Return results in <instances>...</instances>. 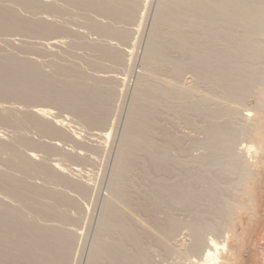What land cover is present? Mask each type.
Here are the masks:
<instances>
[{
  "label": "bare ground",
  "instance_id": "6f19581e",
  "mask_svg": "<svg viewBox=\"0 0 264 264\" xmlns=\"http://www.w3.org/2000/svg\"><path fill=\"white\" fill-rule=\"evenodd\" d=\"M72 7L83 16L94 13L103 20L108 19V23H102V19L97 22L93 20L96 16H91L93 19L85 18L88 27L85 26L105 40L121 42H128L132 36V31L123 24L139 19L137 14L143 8L140 0H0V123L16 130L33 128L38 135L52 140L73 138L62 121H53L54 116L49 120L53 115L51 106L74 114L88 128L108 126L111 106L118 99L115 98L116 85L121 78L116 84L118 76L94 73L111 74L110 70L121 69L125 53L121 46V51L113 46L116 42L110 40L112 45L107 40L98 41L96 35V42H91L79 32L71 31L68 25L64 26L67 22L60 24L57 16H65ZM260 7L258 0H160L146 52V70L138 80L135 105L112 177L111 196L105 203L88 264H157L153 244L165 255L176 252L183 258L190 256L191 260V256H195L198 259L193 258L195 262L192 259L189 264L237 263L233 243L242 241L239 231L240 226L245 228V218H251V223L260 215L256 188L264 178V67L258 65V58L263 59L258 57L259 50L264 48H258L261 44L257 41L258 37H264V7ZM83 16L80 15V19ZM84 32L86 34V30ZM16 36L22 38L18 44L16 39H11ZM49 38H56L58 42L59 38L60 41L65 39L70 56H75V61L78 58L86 62L94 73H86L71 58V63H63L52 56L53 68L45 71L43 61L31 55L48 58L45 43L54 41L47 40ZM28 39L47 41L34 43ZM245 60L255 64L257 71L249 69V72L254 73L252 77L257 76V82L250 78L252 72L240 65ZM186 73L193 74L198 84L208 85L213 93L216 90L214 94L223 100L241 101L255 94L254 118L250 113L243 117L244 129L252 141L247 143L241 157L234 152L233 144L237 143L233 139L242 129L235 131L237 125L233 127L219 121L221 117L232 116L234 111L222 109L223 104L214 103L216 99L196 93V84L186 82ZM177 117L202 133L203 139L186 138L172 131L168 124L164 125V121L173 122ZM222 119L224 122L228 118ZM110 132L102 134L103 138H109ZM2 136L0 134V264H72L78 236L69 227L78 222L79 215L74 217L71 211L81 210L80 198L88 195V186L76 180V174L72 173L76 179L68 175L58 162L53 165L47 159L37 161L39 158L32 152L40 151L46 156L59 154L69 162L85 159L26 135H15L6 141ZM196 147L206 151L199 159L190 155ZM26 149L32 151L31 154H27ZM234 158L243 163L241 172L238 169V189L233 197L224 200L225 193L229 192L230 196V191L224 193L223 184L220 187L224 190L216 186L222 175L214 173V177L211 165ZM220 163L222 169L225 163ZM225 175L223 177H227ZM35 178L42 183H34ZM75 193L81 197L77 199ZM217 203L219 206L212 208L211 205ZM179 211L191 214L192 219L179 220L176 217ZM208 214L216 217L215 232H209L212 227L205 220ZM140 215L148 218L153 230L148 224V228L142 224L144 220H139ZM182 228L190 232L188 241L176 237ZM174 238L178 241L172 243Z\"/></svg>",
  "mask_w": 264,
  "mask_h": 264
},
{
  "label": "rangeland",
  "instance_id": "374dc122",
  "mask_svg": "<svg viewBox=\"0 0 264 264\" xmlns=\"http://www.w3.org/2000/svg\"><path fill=\"white\" fill-rule=\"evenodd\" d=\"M44 1H47V0H44ZM48 1H51V0H48ZM140 1H141V4H142L143 8L141 7L142 10L140 9L138 14H137V17L138 18L140 17L139 19H136L138 22L136 20H134L131 23L123 24V26L126 29L132 31V36H131L130 40L128 42H121L119 40L116 41V39H112V40L111 39H106L107 42L109 41L108 43H110L112 45L115 42L117 43L116 45L114 44L113 46H116L118 48L121 46L122 52L125 53V62H124V65L126 66L125 69L123 68L124 67V65H123V67L121 69H119V70L118 69L110 70L111 74L104 73V72H101V71L100 72L99 71H97V72L95 71V73H94V70L92 68L89 67L90 68L89 69L87 67L88 65L86 64V62L80 61V60L78 61V58H77V60H76L77 62H76L75 61L76 58L74 59L75 56H73V55L70 56L68 51H66L67 50V41L65 39H62V41H60L61 38H59V42H58V39L56 41V38H49L47 40H53L54 39V41L53 42L49 41L48 44L45 43L47 40L45 41L43 39H40L41 40V42H40L39 39H34L35 42L37 41L36 43H42L43 41H45L43 43H45L49 47L48 48L46 46V48L48 49V52H49V54L47 55V56H49L48 58L42 57L40 59L38 55H31V57L34 56L33 57L34 59H38L41 62L43 61L44 70L47 71V72H50L52 70L53 64H51V63L54 60H59V61L62 60L63 63H65V62L68 63V62L71 61L70 60V58H71V59H73L72 62H74V63L76 62L77 64L79 63V67L81 66L82 70L85 69L84 71H87L86 73H89V74H93V73L96 74L97 73L96 75H99V76H104V75H106V76H108V75L110 76L111 75L112 76V74H113V77H115V78H116V76H118L115 79V80H117L116 84L119 82V79L121 78L119 84L116 85V89H115V92H116L115 95L118 94L117 96H115V98H118V99H116L117 101L113 102V104L111 106V111H110V116H109L110 120L108 121V126L106 128H104V129L95 128V130L93 128H91V127L88 128V126H86L85 124L81 123V121H79V119L74 114L72 115V113H70V112H67V111L62 110V109H58L56 107L52 108L51 106H49V108L51 109L53 115H51L49 117L50 118L49 120H51V117L53 118V116H54V118L52 119L53 121H55V122L62 121V124L64 123L63 124L64 125V129L68 133H70V135L73 138H70L68 140L67 139L66 140H64V139H56L57 140L56 141L55 139L52 140L53 138L50 139V137L49 138L46 137V136L42 137V134L38 135L39 133H37L36 130L33 129V128L25 129V131L24 130H16V129H14L11 126H7V125H5L3 123H0V134H1V136L3 134L2 139H4L5 141L12 139L13 137H15V135L17 136V135L22 134V135H26L27 137L31 138L34 141H41V142H44V143H46V141H47L46 144L57 145L58 148L61 149L62 152L63 151L64 152H71V153L76 154V155L80 154V155H77V156H80V157L85 159L82 162H69V161L63 160V157H61V155H59V154H57L56 156H46L45 153L40 152V151L37 153V152L29 151L27 149H26L27 151L25 150V152L27 154L28 153L31 154V152H32L35 155H37L36 157L39 158V159L36 158V160L38 159L37 161H41L42 159H47V161L48 162L50 161L49 163L53 164V165H55V163L57 164V162H58L59 164H61L60 168L61 169L63 168L62 170L65 169L66 171H68V172H66V171H64V172L68 173V175H72L74 179L77 178L76 180H79V181L81 180V182H84L88 186V189H89L88 195L87 196H82V197L80 195V197L83 198V199H81L79 197V194L77 195L75 193V196H74L77 199L80 198L81 210L79 212H77V211L75 212L73 210L71 211L72 213L70 212L71 215L74 216V217H77L79 215L78 218H77L78 219V222H77L78 224L77 223L70 224V227H69V229L70 228H72V230L74 229V231L77 234L76 236H78V237H76V238H78V239H76V241L77 240L78 241L75 244V248H74L75 249L74 250V255L75 256H73L74 261H73L72 264H88V263H90L89 259L91 258L90 256L92 255L94 246L96 244L95 241H96V239L98 237L97 234L99 232V227H100L99 224H101L100 221H102V219H103L102 213L104 212L105 203L109 199V196H111V189L110 188H111V183H112V180H113L112 177L115 175L114 174V170L116 169L115 166H117V164H118L117 162H118V158H119V155H120L119 153H121V150H122L123 140H124L123 137L125 136L124 134L127 131V127H128L127 125L129 123L131 112H132L131 109L135 105V96H136V93H137V90H138V87H139V81H140L141 76L144 74V72L146 70L145 57H146V52H147L148 46H149L150 41H151L152 31H153L154 23H155V16H156V13H157V10H158V6H159L160 0H143L144 2L142 0H140ZM142 2L145 3V5ZM258 4H259V6L264 7V0H258ZM63 5H65V4H63ZM148 6H149V8H148ZM68 8H70V7H68ZM72 9H73V7L71 9H67V12H66L67 14L65 13V16L64 15L57 16V17H60V19L58 18L59 21H61L60 24H64V23L67 22L66 24H64V26L68 25L67 27L71 31H73L75 33L79 32V34L84 36V38H87L88 41L96 42L95 38H97V39H100L98 41L102 40V41L106 42V40L103 39L101 36L99 37L98 34L92 32L91 30H89V28H87L88 26L85 24V22L87 20H85V18L93 19L91 16H93V17L96 16L93 20L98 22L99 20H97V19H102L103 22L99 21V22H102V23H105V22L108 23V21H109L108 19L105 18L103 20V18L100 15L94 14V13H88V14L83 16V13L79 14L80 11L79 10H75L77 8H74L73 11H72ZM68 10H69L70 14L68 13ZM74 10H75V12H74ZM22 13H24V12L22 11ZM140 14H141L142 17L140 16ZM68 15H70L69 16L70 18L68 17ZM80 15H82L84 18L81 17V19H80ZM76 16H78V17H76ZM40 17H42V16H40ZM43 17H45V16L43 15ZM45 18H47V16ZM51 18H52L51 20H53L52 16H51ZM54 18L57 19L56 16H54ZM48 19H50V16H48ZM59 21H57V22L59 23ZM69 25H71V26H69ZM132 25H134V26H132ZM75 28H76V30H75ZM83 29L86 30V34H85ZM87 31H90L91 34L94 33V35H91L90 32H87ZM135 31H137L136 34H135ZM133 34H135V36ZM95 35H96V37L94 38ZM16 37L15 38L12 37L11 39H13V40L16 39V43L18 44L19 41L22 38L20 37L21 39H18L19 36H16ZM133 37H135V38H133ZM89 38H90V40H89ZM29 40H31V42H34V41H32L33 39H28V42H29ZM110 40L112 42H114V43L110 42ZM132 40H133V42H132ZM257 41L260 42L259 44H261L260 47H258V48H264V37H261V36L258 37ZM50 43H52V44L55 43L57 49H56L54 44H53L54 45L53 46L54 48H53L52 44L50 45ZM63 43L66 44V45H64V46H66L65 47L66 49L64 48ZM259 44H258V46H259ZM59 47L62 48L63 51L62 50H58V49H60ZM123 48H125V49H123ZM51 49H52V51L54 50L53 51L54 53L51 51ZM56 50L59 51V52L62 51V53L58 52V54H57ZM119 50H120V48H119ZM263 50L264 49H261V50H259V52L260 51L264 52ZM261 52L258 54V57L261 56V58L264 59V56H263L264 54L261 53ZM60 54L66 55V57H64L63 55H60ZM59 55H60V57L58 58ZM51 56L53 58H55L53 61H51L53 59ZM50 57H51V59H50ZM127 57H129V58H127ZM56 58H58V59H56ZM63 59H68V60H63ZM263 59H261L262 60V62H261L260 57L258 58V63H259L258 65L261 64L260 66L262 68L264 67V60ZM247 60H250V59H247ZM247 60H245L244 63H243V61H244L243 60L240 65H242V66L244 65L243 67L248 68V72H249V69H255V70H253V72L254 71L256 72L257 68H256L255 64L250 62V61H248L250 64L252 63L255 66V68H254L253 65L248 64ZM251 61H253V60H251ZM44 62H45V64H44ZM80 62H82V63H80ZM127 62L130 63V64H128ZM49 63H50V65H49ZM245 63H247V64H245ZM51 65H52V67H50ZM260 66H258V72L260 71V69H259ZM246 68H244V70ZM120 70H122V72H118ZM123 70L124 71L127 70V71L124 72ZM250 72H252V71H250ZM253 72L250 73V76L251 75L254 76L255 72L254 73ZM119 73H122L123 75L121 74L122 75L121 76ZM186 75L188 77H186ZM258 75H259V73H258ZM191 76H190V73H186L184 75V78H186V82H189L191 85L195 86V84H196L195 89H194V91L196 93H199V94L204 95V96L212 97V99H216V102H214V103L219 102V105L223 104L222 107H221L222 109L225 108V110L228 109V111L229 110L230 111L231 110L234 111V114L232 113V116L230 115L229 117L225 116V117H221L220 118V119L228 118V119L224 120V122H223V119L222 120L219 119V121L222 122V123H225V121H226V123L232 125L233 127L235 125H237L236 128H234L235 131H237L238 129H242V131H241L242 133H239L240 130H238L239 132L238 131L237 132L239 134L236 132L235 137L233 139V142L237 143V145H234L235 143L233 144V146H235V149H234L235 151L234 152L236 153V155L238 157H241L243 155L242 152L245 149V146L247 145V143L252 141L250 139L249 135L247 136V133H246V130L244 129V124L243 123H244V118H245L246 114L250 113L252 115V118H254L255 109H256V106H257V104H256L257 98H256L255 94L253 93V95H254L253 96L252 93H251L250 96L246 100L245 99H241V101L240 100H237V101L236 100H233V101L232 100H223L221 98V96H219L218 94H214L216 92V90H214V93H213L211 90L208 89L209 88L208 85H206L205 83L198 84L196 82V80L193 79L194 75L191 74ZM255 77L251 76L250 78H253L254 81H256L257 80V76H255ZM190 78H192V80ZM184 81H185V79H184ZM250 81H251V79H250ZM252 83L254 84V82H252ZM258 84H259V76H258ZM117 86H119V87H117ZM120 87H122V88H120ZM117 90H118V92H117ZM254 90H255V88H254ZM258 102H259V100H258ZM5 105H8V104H5ZM113 105H115L116 108H114L115 106L113 107ZM16 107H20V105L16 104ZM49 108L46 107V109H49ZM56 109H58V110H56ZM231 118H232V120L228 121ZM166 124H168V125H166ZM164 125H166V126H168L170 128H173V129H171L172 131H175L178 134H181L182 136H187L186 138L192 139V137L193 138H197L198 137V139H203V137H204L202 135V133H200L199 131H197L194 128H191V126H189L180 117L175 118L173 122H172V120H166V121H164ZM26 130H27V132H26ZM103 130H106V131L103 132ZM107 131L108 132L111 131L110 132L111 133L110 137L108 138L106 136L107 138H103L104 135H102V134H106L105 132H107ZM243 132H245L246 134H244ZM240 134H244V135H240ZM40 136H41V138H39ZM74 138L76 140H74ZM235 140H237V141H235ZM205 152H206L205 149H203L201 147H198V148L196 147V148H194V149H192L190 151V155H192L193 157L195 155L194 158L196 159V157H197L199 159L201 155L203 156L205 154ZM193 157H191V158H193ZM234 159L233 160L232 159H228V160L219 161V163L222 162V161H224L225 164L228 163V162L230 163V164L228 163L226 165L225 164L222 165V169H220L218 162H217L218 164L216 163V164L213 165V166H217V168L213 167L211 165V168L214 170V171H212V169H211V174L214 177H215L214 173L222 175L221 180L218 179V180H220L219 182L217 180L218 183H216V186L218 188H220L221 190L225 189L226 191L224 190V193L227 192L228 190L230 191V196L228 195L229 192L225 193L228 196L225 195L226 197L224 196V200H229V198L233 197V194H235L237 192V189H238V186H237V182L238 181H237V179H239L238 176H240V174H238V172L239 171L241 172L242 169H240V168L243 167V163H241V161L240 162L236 161L237 159H235V162L233 163L232 161H234ZM237 162H238V164H240V163L241 164L238 166ZM220 164H222V163H220ZM230 165H232V166L230 167ZM224 166H227V168H229L230 170L228 169V171H227L226 170L227 168L224 167ZM224 168H226L225 169L226 172H223ZM74 169L77 170V171H75ZM238 169H240V170L238 171ZM220 170H222V171H220ZM115 172H116V170H115ZM72 173L76 174V178L74 177L75 175L72 174ZM225 173L227 174V177H223L225 175ZM212 175L209 174L210 177H213ZM33 182L34 183L37 182V184L38 183L39 184L42 183V181L40 179L37 180V178H35V180L33 179ZM220 185H222V187H224V189L221 188ZM257 188H256V190H257L256 198L258 200V206H259V209H260L259 210L260 211V215L257 217V219L255 218L253 220L254 223L253 222L250 223L249 221L251 220V218L249 219V217H246L245 218V228H242V226H240L239 233L242 234V241L239 242V244L237 243L238 241H235L233 243V247H232L233 248L232 250L235 251L236 254H237V263L236 264H264V230H263L264 229V178L257 185ZM70 193L72 195L71 191H70ZM227 197H228V199H226ZM217 204L211 205L212 208H217L219 206V203H217ZM82 206H83V208H82ZM81 211L83 213H81ZM74 213H76L77 215H75ZM211 216L212 215L208 214L206 216L205 220L212 227L211 231L209 230V232H212V231L215 232L217 230V224H216L217 220H216V217H214V216L211 217ZM137 217H139V215ZM140 217H142V218H139V220H141V221L144 220V222H142L143 225L146 224L145 226L147 228L150 226L149 228H152V230L154 229L152 224L149 222L147 217H145L143 215L142 216L140 215ZM176 217L178 219L180 218L179 220H181L183 222H187V221H190L192 219L191 218L192 217L191 214H189L187 212L185 213V212H182V211L177 212L176 213ZM259 217H261V218H259ZM211 218H212V220H211ZM145 219L147 220L146 222H145ZM211 221L213 223H211ZM73 226H74V228H73ZM214 229H216V230H214ZM180 231L178 232V235L176 236L177 239L178 240H182L183 239L185 241H188L190 239L189 238L190 237V232L188 231V229L182 228V231L181 232ZM209 232H207V235H209L208 234ZM186 233L189 234V235H187ZM181 235L184 236L185 238H183ZM178 237H180V238H178ZM177 239L174 238L172 243L178 241ZM152 244L153 243H150L151 246H152ZM153 246H152V250L154 249V251L156 252V253L154 252V260H155V262L157 264H189L190 262H192L191 260L195 257V256H193V258H192V256H191V260H190V256L186 255L189 259L187 257L183 258V255H179L176 252H173V254H177V255H173V254L172 255L170 254V256L169 255H165V254L162 253V251L160 252V250H158V248L155 246V244H153ZM176 256H180L182 258L177 257V259H176ZM194 259H197V258H194ZM194 259H193V262H195ZM197 261H198V259H197Z\"/></svg>",
  "mask_w": 264,
  "mask_h": 264
}]
</instances>
